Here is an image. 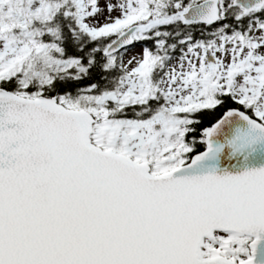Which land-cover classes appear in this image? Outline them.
<instances>
[{
	"label": "snow or ice",
	"instance_id": "6c2138e0",
	"mask_svg": "<svg viewBox=\"0 0 264 264\" xmlns=\"http://www.w3.org/2000/svg\"><path fill=\"white\" fill-rule=\"evenodd\" d=\"M0 264H264V0H0Z\"/></svg>",
	"mask_w": 264,
	"mask_h": 264
}]
</instances>
